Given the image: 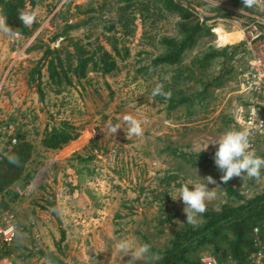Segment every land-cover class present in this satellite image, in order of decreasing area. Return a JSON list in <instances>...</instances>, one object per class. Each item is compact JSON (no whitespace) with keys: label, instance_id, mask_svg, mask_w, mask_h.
Wrapping results in <instances>:
<instances>
[{"label":"rangeland","instance_id":"1","mask_svg":"<svg viewBox=\"0 0 264 264\" xmlns=\"http://www.w3.org/2000/svg\"><path fill=\"white\" fill-rule=\"evenodd\" d=\"M120 1L38 0L32 11L36 27L31 35L9 36L0 31V133L8 123L9 133H24L39 153L12 186L19 194L12 205L17 233L11 245L18 248L12 256L26 254L18 257L17 264H47L39 250L53 252L63 264H132L130 254L116 250L119 240L131 238L136 244L160 249L174 229L187 223L183 202L172 199L178 197L181 185L212 176L216 184H208V188L216 187L217 196L207 207L217 208L226 200L220 189L223 173L214 163L219 145L211 143L228 130L244 127L239 109H247L251 96L240 90L244 62L238 57L248 63L242 48L243 21L263 15L264 0L250 10L236 8L230 0H180L210 31L187 50L185 61L209 44L234 49L241 45L243 49L232 61L231 78L224 77L219 87L210 88L193 103L169 110L167 104L152 97L158 83L171 82V73L161 68L137 71L148 64L153 53L142 37L144 28L138 14L132 35L116 28L120 46L128 47L129 55L117 57L114 71L89 73L80 84L55 93L43 68L44 97L40 99L36 82H27L31 69L41 62L42 49L36 46L58 47L66 45L70 37L87 41L89 36L93 45L99 37L109 49L102 37L103 27L115 19ZM89 9L93 10L85 12ZM173 20L170 16L149 31L171 34ZM65 27L67 34L52 40ZM128 114L146 121L141 137L128 135L123 121ZM61 122L80 133L78 142L60 155L43 152L40 139L44 129ZM117 123L123 128L115 136L109 134L108 125ZM250 140L257 155L264 157V131L251 133ZM197 145L207 148L200 152L195 150ZM75 153L91 158L78 162ZM28 172H32L30 178ZM230 181L246 197H253L264 191V169L259 179L244 176ZM206 247H198L199 259L209 254ZM156 258L150 253L136 264H152ZM10 262L9 258L0 259V264Z\"/></svg>","mask_w":264,"mask_h":264},{"label":"trees","instance_id":"2","mask_svg":"<svg viewBox=\"0 0 264 264\" xmlns=\"http://www.w3.org/2000/svg\"><path fill=\"white\" fill-rule=\"evenodd\" d=\"M230 1L236 8L251 9L245 7L242 0ZM37 3L38 0H0V12L7 17V24L15 34L29 36L33 33L36 23L25 26L19 17L22 12H32ZM115 9V19L103 27L102 37L109 45V49L100 43L99 37L95 39L93 45L89 36L85 37L87 41L70 37L66 45L58 47L42 43L36 46L42 49L41 62L31 69L27 82L28 84L36 82V91L40 99L44 97V87L41 85L43 68L48 86L50 85L55 93H60L75 83L80 84L82 79H87L89 73L105 75L114 71L118 64L117 57L124 58L129 55L128 47L120 46L116 28H120L127 35H132L137 14L144 28L142 37L153 50L148 64L142 65L137 71L148 73L161 68L165 73H171V82L164 84L165 90L172 93L171 99L155 97L159 103L167 104L169 110L193 103L205 96L210 88L219 87L225 80L224 77L231 78L232 61L236 53L243 50L241 45L234 49L209 44L189 61L184 60L187 50L205 35L210 34V31L204 20H200L192 9L180 0H121ZM170 16L174 19L171 34L149 31ZM86 20L75 26L68 25L67 28L82 25ZM67 28L65 27L60 35H56L52 40L57 36L66 35ZM238 58L244 62L240 71L247 70L249 67L247 61L243 60L242 56ZM181 84L186 87H180ZM9 126L7 123L4 133H0V211L13 210L12 205L19 194L12 186L27 172V165L33 156L39 155L36 153L34 143L28 140L24 133L20 131L9 133ZM79 134L73 125L67 122L52 124L44 129L40 145L44 149H61L77 139ZM13 137L16 138L14 144L11 143ZM9 156L18 157V163H10ZM73 157L78 162H87L91 158L83 157L80 153H75ZM31 173H27L28 178L31 177ZM220 183V189L226 196L225 202L217 208L207 207V211L198 217L197 226L186 223L174 229L162 248L151 247V253L157 255L152 264H199L201 253L198 251L199 246H207L206 253L214 255L221 264H224L228 257L240 263L255 249V237L260 239L264 246V191L253 197H246L231 181L226 185L222 181ZM47 202L54 206L53 202ZM255 227L258 228L257 233L253 231ZM17 249L0 242V259L9 258L10 264H17L18 257L26 256L21 252L18 256H12ZM39 253L50 259L52 264H63L53 252L39 250Z\"/></svg>","mask_w":264,"mask_h":264},{"label":"clouds","instance_id":"3","mask_svg":"<svg viewBox=\"0 0 264 264\" xmlns=\"http://www.w3.org/2000/svg\"><path fill=\"white\" fill-rule=\"evenodd\" d=\"M245 7H253L260 3V0H242ZM36 14L34 12H22L19 19L25 26H31L35 21ZM0 31L14 36L15 32L7 24V17L0 12ZM152 97L161 96L164 99H171L172 93L170 90H165L163 84L158 83L152 90ZM124 124L127 125L128 135L141 137L144 132L143 124L146 121L128 114L123 117ZM123 128L121 124H109L107 132L111 135H116L118 130ZM251 131L248 127L241 129H231L226 131L221 138L211 144H218V148L214 154V163L218 170L223 173L220 180L223 184H227L232 178L247 176L250 179H259L261 171L264 169V157L257 155L256 150L252 147ZM208 146V145H207ZM207 148V147H206ZM197 145L195 150L203 151ZM10 163H18V157L9 156ZM208 184H216L212 176L203 178V182L196 183L189 181L181 185L178 189L179 195L172 198L174 201L180 199L186 214L187 224L197 226L199 223L198 217L207 211L208 202L213 201L217 193L215 188L209 189ZM189 185L193 187L190 189ZM151 245L148 243L136 244L131 238L119 240L115 248L118 252L124 255H131L130 261L136 264L137 261L144 259L151 253ZM47 264H52V261L46 258Z\"/></svg>","mask_w":264,"mask_h":264},{"label":"built area","instance_id":"4","mask_svg":"<svg viewBox=\"0 0 264 264\" xmlns=\"http://www.w3.org/2000/svg\"><path fill=\"white\" fill-rule=\"evenodd\" d=\"M251 16V15H250ZM251 21H243V49L248 55V69L243 71L240 82L241 92L248 93L250 105L247 109L240 107L243 114L244 127H248L252 134L264 131V14L251 16ZM241 114V115H242ZM16 143V138L11 139ZM17 226L13 210L0 211V242L11 245L16 237ZM254 233L258 228H253ZM255 249L249 252L244 261L238 263L230 257L224 264H264V246L261 240L254 238ZM199 264H221L212 254L201 256Z\"/></svg>","mask_w":264,"mask_h":264},{"label":"crops","instance_id":"5","mask_svg":"<svg viewBox=\"0 0 264 264\" xmlns=\"http://www.w3.org/2000/svg\"><path fill=\"white\" fill-rule=\"evenodd\" d=\"M35 8V7H34ZM34 10V9H33ZM78 141L75 139V140H72L71 142H69L67 145H65L63 148H61V149H55V150H52V149H44L43 147H42V151L43 152H54V153H59V155L60 154H62V153H64V152H62V151H65V149L67 148V147H70V146H74L76 143H77Z\"/></svg>","mask_w":264,"mask_h":264}]
</instances>
